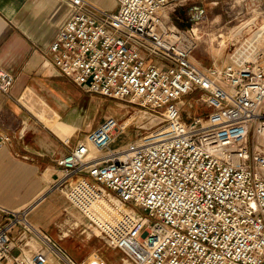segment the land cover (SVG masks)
Segmentation results:
<instances>
[{"label": "built area", "instance_id": "2783aa9c", "mask_svg": "<svg viewBox=\"0 0 264 264\" xmlns=\"http://www.w3.org/2000/svg\"><path fill=\"white\" fill-rule=\"evenodd\" d=\"M186 1L115 0L104 9L70 0L48 48L54 66L163 126L149 141L114 146L129 125L105 117L57 161L62 173L49 191H63L85 231L130 264H264V25L226 64L203 67L180 18H170ZM15 81L0 69L9 98ZM10 141L0 128V150ZM46 195L1 209L0 264H79L30 219Z\"/></svg>", "mask_w": 264, "mask_h": 264}, {"label": "crops", "instance_id": "0c3cea01", "mask_svg": "<svg viewBox=\"0 0 264 264\" xmlns=\"http://www.w3.org/2000/svg\"><path fill=\"white\" fill-rule=\"evenodd\" d=\"M90 1L115 7L110 0ZM71 13L70 0H0V69L16 76L12 98L0 91V128L11 135L0 150V223L2 208L21 209L47 192L30 219L81 264L95 251L80 232L84 223L63 191L49 189L62 173L57 161L105 115L90 120L98 94L63 75L48 52Z\"/></svg>", "mask_w": 264, "mask_h": 264}, {"label": "rangeland", "instance_id": "374dc122", "mask_svg": "<svg viewBox=\"0 0 264 264\" xmlns=\"http://www.w3.org/2000/svg\"><path fill=\"white\" fill-rule=\"evenodd\" d=\"M110 1L114 7V0ZM175 17L180 18L182 28L186 29L195 41L193 58L196 62L203 67H210L213 64L224 65L228 62L236 43L243 37L254 34L256 27L264 25V0H188L175 7L170 18ZM96 101L90 113L91 121L103 115L105 117L112 115L129 125L114 146L128 140H148L159 135L157 131L163 126L162 119L146 113L140 106L101 95L96 96ZM78 222L84 223L83 229L80 227V232L90 238L86 239L88 245L95 250L81 260L83 264H130L102 238L88 230L85 231L87 223L80 213ZM109 252L116 254L110 255Z\"/></svg>", "mask_w": 264, "mask_h": 264}, {"label": "bare ground", "instance_id": "6f19581e", "mask_svg": "<svg viewBox=\"0 0 264 264\" xmlns=\"http://www.w3.org/2000/svg\"><path fill=\"white\" fill-rule=\"evenodd\" d=\"M255 2V1H254ZM256 3V2H255ZM256 12V11H255ZM232 40V39H231ZM236 42V41H235ZM144 141H149V139L148 140H144Z\"/></svg>", "mask_w": 264, "mask_h": 264}]
</instances>
